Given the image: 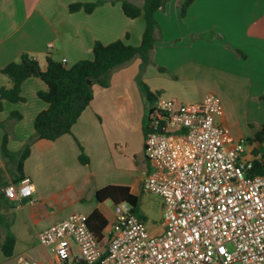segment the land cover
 Listing matches in <instances>:
<instances>
[{
	"label": "crops",
	"instance_id": "crops-1",
	"mask_svg": "<svg viewBox=\"0 0 264 264\" xmlns=\"http://www.w3.org/2000/svg\"><path fill=\"white\" fill-rule=\"evenodd\" d=\"M96 1L0 0V90L13 87L2 69L23 53L44 70L47 57L66 60L68 67L93 59L96 42L141 44L145 19L126 17L120 0H108L92 13L69 10L71 4ZM128 1L139 7L144 4V0ZM168 1L156 13L158 28L150 63L144 67L137 57L112 71L107 88L94 85V99L72 134L56 141L35 139L22 172L17 158L35 135L36 117L49 107L38 95L48 87L41 78L31 77L21 87L24 101L2 100L0 193L5 201L0 207V264H21V258L54 264L51 251L39 243V232L73 213L87 218L95 210L108 222L103 232L115 213L109 219L105 211L109 200L98 202L97 191L120 185L138 196L136 189L142 188L152 170L145 155L151 107L139 78L153 93L180 102H198L208 93L218 95L224 114L217 122L230 128L231 145L244 140L250 157H257L254 149L257 158L264 155V142H248L264 126V0H194L185 19L180 11L184 0ZM200 12L206 20L198 17ZM184 25L187 30L182 29ZM14 112L22 118H12ZM5 136L9 153L17 158L4 156ZM81 147L88 164L79 160ZM22 175L33 181L32 202L14 201L4 193ZM9 237L14 239L13 253L6 256L3 249L9 247Z\"/></svg>",
	"mask_w": 264,
	"mask_h": 264
},
{
	"label": "built area",
	"instance_id": "built-area-1",
	"mask_svg": "<svg viewBox=\"0 0 264 264\" xmlns=\"http://www.w3.org/2000/svg\"><path fill=\"white\" fill-rule=\"evenodd\" d=\"M223 114L214 93L187 104L158 99L145 140L152 170L142 191L164 200L160 233L127 202L115 204L101 236L72 214L38 233L54 264H264V173L253 174L256 157L244 140L231 145L230 128L217 122ZM33 192L28 176L4 188L19 202Z\"/></svg>",
	"mask_w": 264,
	"mask_h": 264
},
{
	"label": "trees",
	"instance_id": "trees-1",
	"mask_svg": "<svg viewBox=\"0 0 264 264\" xmlns=\"http://www.w3.org/2000/svg\"><path fill=\"white\" fill-rule=\"evenodd\" d=\"M107 1L98 0L92 3H74L69 6V10L73 13L81 10L86 13H92L98 6ZM121 1L122 9L126 17L136 19L143 16L145 19L146 27L140 45L133 46L125 40H117L108 45L96 42L93 48V59L81 60L72 67H68L63 62L47 57L46 68L44 70L35 58L27 53H23L17 61L9 63L2 69V73L12 80L13 87L10 89L2 88L0 90V109H2V100L13 103L24 101V98L21 96V87L28 78H41L48 87L47 91L39 92L38 95L49 104V107L36 117L34 123L35 135L26 144L18 158L9 153L7 149L8 138L7 136L4 137L3 154L8 158H17L21 172L24 162L31 154V144L35 139L56 141L64 135L72 134L74 125L79 121L83 112L94 99V85L98 84L107 88L112 71L128 65L137 57L141 58L144 67L150 63V54L155 48V34L158 28L156 13L164 7L168 0H144L142 7L128 0ZM193 1L184 0L180 8L182 17L186 16ZM159 70L165 71V68L159 67ZM138 82L151 107L145 126V136L147 137L150 131L153 109L158 101L159 93H153L142 78H139ZM262 99L264 100V96ZM12 118L21 119L22 115L14 112L12 113ZM248 142L263 143L264 126ZM254 154L258 157L257 149H254ZM257 157L254 160L255 169L253 174H263L264 155L262 159ZM79 160L82 164L89 163V158L84 154L82 147ZM23 177L22 175L19 180ZM96 198L100 203L107 200L112 201L114 204L127 202L133 207L134 212L144 220L139 213V197L134 195L129 187L110 185L97 191ZM4 201V196L0 193V207ZM87 224L97 236H100L102 230L108 225V222L98 210H95L87 217ZM8 241L9 247L4 248L3 252L6 256H11L13 253L14 239L9 237Z\"/></svg>",
	"mask_w": 264,
	"mask_h": 264
},
{
	"label": "rangeland",
	"instance_id": "rangeland-1",
	"mask_svg": "<svg viewBox=\"0 0 264 264\" xmlns=\"http://www.w3.org/2000/svg\"><path fill=\"white\" fill-rule=\"evenodd\" d=\"M174 1H176V0H174ZM167 2H169V1H167ZM185 17H183V18L185 19ZM198 17L200 19H203V20L207 19L205 14L202 12L199 13ZM183 27H184V30L188 29L187 25L182 26V29H183ZM160 98H166V97H162L160 95L158 99H160ZM169 99H176V98H169ZM198 102H200V101H198ZM183 103L187 104L189 102H183ZM191 103H196V102H191ZM262 152L264 153V148L262 149ZM136 194L139 197V203H140L139 204V213H140V215L144 218L148 228L153 233L159 232L160 226L163 222V202H164L163 198L160 195L154 194V193L146 194L142 191V188L136 189ZM105 206H106L105 211L107 212L109 219H112L111 214L113 213V211L115 209V204L109 200L106 202ZM73 214H75V213H73Z\"/></svg>",
	"mask_w": 264,
	"mask_h": 264
}]
</instances>
